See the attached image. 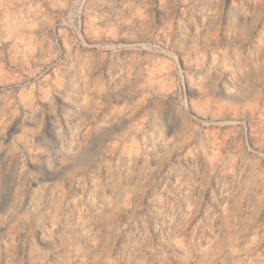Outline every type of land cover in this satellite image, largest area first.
<instances>
[{
    "label": "rangeland",
    "instance_id": "rangeland-1",
    "mask_svg": "<svg viewBox=\"0 0 264 264\" xmlns=\"http://www.w3.org/2000/svg\"><path fill=\"white\" fill-rule=\"evenodd\" d=\"M0 264H264V0H0Z\"/></svg>",
    "mask_w": 264,
    "mask_h": 264
}]
</instances>
